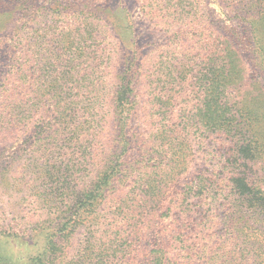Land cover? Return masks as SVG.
<instances>
[{
    "label": "trees",
    "instance_id": "1",
    "mask_svg": "<svg viewBox=\"0 0 264 264\" xmlns=\"http://www.w3.org/2000/svg\"><path fill=\"white\" fill-rule=\"evenodd\" d=\"M19 1L9 0L6 5L16 6ZM39 1L30 0L31 7L16 18L13 26L20 31L6 45L8 50L16 49L0 85V138L19 141L26 135L28 154H19L8 166L19 176L7 177L9 184L20 182L21 200L44 211V204L54 206L59 198L63 206L56 213L46 211L47 217L42 215L37 222L35 236L43 244L25 264H67L65 254L58 255L59 245L111 199L120 202L118 221L131 217L137 225L143 202L162 189L154 185L165 179L158 178L159 172L174 170L180 163L178 144L187 129V142L197 135L195 131L203 135L208 130L225 136L229 148L211 172L203 169L186 184L182 199L165 206L177 215L172 222L181 224L172 230L178 252L168 255L152 249V264H192L195 255H203L207 262L215 258L216 264H264V186L258 176H251L262 155L259 141L264 129L260 107L264 108V95L254 90L264 83L247 78L244 56L233 37L216 27L209 2L136 0L146 18L172 33L168 39L172 49L158 57L154 70L137 64L135 57L126 59L113 83L110 76L119 41L103 15L108 0H83L95 4V10L87 4L68 9L69 0H42L41 14L48 19L43 31L33 26ZM219 2L246 24L247 37L263 57L264 0ZM56 16L66 18L65 24L57 25ZM79 23L84 30L77 29ZM195 35L196 42L184 45ZM260 69L264 74V66ZM140 82L149 88L150 97L144 101L139 98ZM175 102L187 104L176 110ZM146 103L155 133L151 145L144 147L131 142V125L137 106ZM110 107L116 116L113 125L107 119ZM115 121L122 125L119 137L124 151L132 143L145 150L138 167L135 161L128 164L114 146H101V132L107 128L109 132ZM110 140L114 142V134L107 143ZM219 223L221 231L209 236L206 231ZM187 229L199 240L193 241ZM0 231L8 236L18 233L1 227ZM202 231L204 240H200ZM134 237H139L136 231ZM157 251L162 253L155 255Z\"/></svg>",
    "mask_w": 264,
    "mask_h": 264
},
{
    "label": "rangeland",
    "instance_id": "2",
    "mask_svg": "<svg viewBox=\"0 0 264 264\" xmlns=\"http://www.w3.org/2000/svg\"><path fill=\"white\" fill-rule=\"evenodd\" d=\"M8 1L0 0V85L1 81L4 80L6 71L10 69L9 63L12 57H14L13 52L16 49L15 46H10V50L6 48V45L9 43L8 38L17 36V33L20 31L13 26L14 22L19 19L16 18L21 12H27L31 7L30 0H20L19 3H16V6L6 5ZM207 2H209L208 7L213 13L216 27L220 29L219 31L233 37L237 48L243 54L248 68L247 78L264 83V74L261 73L263 70L260 69V67L264 66V56L262 57L261 53L252 46L251 40L247 37L243 28L246 24H241V22L232 17V14L229 15L219 0H207ZM65 4L69 5L67 6L68 9H71L74 5L85 8L86 4L91 9H96L95 4H89L83 0H69ZM43 6L44 1L41 0L37 3L38 17L36 23L33 24L34 28L40 31L46 30L44 24L48 20L41 14ZM7 9L11 10L6 12ZM102 9L107 24L109 23L110 27L113 28L115 36L118 37L117 41H119V44L115 46L114 60L112 62V74L110 78L113 83L117 81L118 75L122 72L126 59L135 57L137 64H145L146 68L154 70L158 57L168 55V52L172 49V46H168L173 45L168 40L172 33H167L166 30H162L146 18L136 0H108ZM54 20L57 21V25H63L65 24L63 20H66V18L56 16ZM79 25L80 27H77V29L84 30L83 25L80 23ZM66 28H63V30H67ZM50 30L57 29L50 28ZM171 31L174 32L176 30ZM190 31L198 34V30ZM190 36L193 37L192 35ZM173 38V40L179 42L178 37L173 36ZM197 40L198 37L195 35L194 38H189L185 41L184 45H190L191 42H196ZM41 54V48L38 46V55ZM137 58L140 59L137 60ZM139 87V98L142 101L148 99L150 97L147 92L149 88L145 87L141 82ZM190 88L193 89L194 87ZM259 92L264 95V87L260 86L258 88L257 85V90H254V94H258ZM175 104L178 105L175 109L179 110L181 106L187 103L175 102ZM148 106L149 104L147 103L144 107L137 106L138 109L133 113V123L131 125L133 128L131 134L134 133L131 142H140L144 147L151 145L155 133L151 130L154 127V120L148 114ZM260 107L264 111V108ZM109 111L107 119L113 125V118H116V116L111 111V107ZM121 128L122 125H119L115 121V127L110 129L109 125V132L108 128L104 132H101L102 138H104L101 146L103 148L106 144L114 146V148L118 149V154L128 164L130 161H135L134 164L138 167L139 161L143 159L142 154L145 153V150L140 147L141 145L137 146L135 143H128L129 145L126 146V150L124 151V144L119 137ZM193 130L195 131L196 127ZM187 131H182V138L178 144L181 149L180 163L177 167H174V170L169 169L170 171L168 172H159L158 178L164 177L165 179L161 183H154V185H159L162 189L155 190L154 197L152 195L148 202H143V208L138 217L137 225L135 224L136 219L131 217L128 220L118 221L120 202L111 199L109 203L99 206L96 211L97 213L90 215L91 220L88 223L77 225V228L71 233L69 240L65 239V242L59 245L58 255L64 253L68 262L67 264H152V249H162V252L168 255L177 254L178 251L172 241V230L176 231L180 228L181 224L178 221L172 222L177 215L174 214L175 211L168 213L166 207L170 204V200L182 199L185 196L183 190L186 184L198 172H201L203 169L211 172L215 164L221 162L229 148L225 136L208 130L203 135L195 131L197 135H193V139L187 142ZM260 131L263 133V135L260 133L259 141L262 155L260 160L253 165L251 176H258V182L264 186V129ZM113 134L114 142L110 140L107 143V138L112 137ZM22 136L23 139H19V141L18 139L3 140L0 138V227L8 232H10L9 230H16L18 232L16 235L8 236L2 234L0 231V264H25L32 255H35L41 244H43L41 239L35 236L38 230L36 227L39 225L37 222L42 215L47 217L46 211L48 213H56L57 211H61V207L63 206V203L60 201L61 198H59V201L54 206L44 204L47 207L44 211L34 202L26 203L24 200H21V196L24 193L21 185H19L20 182L18 184L17 180L11 181L9 179L10 184L8 183L7 177L19 176L16 173L10 172L8 169L9 163L19 154L24 152L28 154L29 152L25 151V133ZM190 136L192 135L190 134ZM184 164L188 168L185 169L183 167ZM152 170L153 168H149V171ZM133 174L137 175L139 171L136 169L133 171ZM151 175L154 176V173ZM15 182H17L16 185ZM158 203H160L159 207ZM56 206L59 208H55ZM193 215L199 218L198 213H194ZM221 225V223L217 224L214 228L207 230L206 233L210 236L212 233L220 232L222 229ZM237 225L241 226L238 223ZM199 230H202L201 227ZM134 231L139 234L138 238L134 237ZM118 232H121V235L124 237H120L121 235L119 236ZM187 232H189L188 236L193 241L199 240L197 236H194V231L187 229ZM199 235L203 238V231ZM200 240H204V238ZM162 252L157 251L154 254L160 255ZM195 256L196 261L192 264H204V262H207L204 261L203 255ZM215 262L216 260L213 258L207 263L216 264ZM237 262L239 263V261ZM59 264L62 263L59 262Z\"/></svg>",
    "mask_w": 264,
    "mask_h": 264
}]
</instances>
